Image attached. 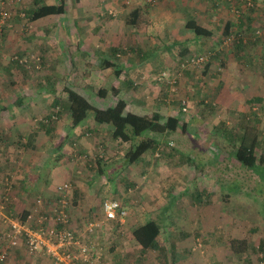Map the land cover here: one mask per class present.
Segmentation results:
<instances>
[{
    "label": "rangeland",
    "instance_id": "obj_1",
    "mask_svg": "<svg viewBox=\"0 0 264 264\" xmlns=\"http://www.w3.org/2000/svg\"><path fill=\"white\" fill-rule=\"evenodd\" d=\"M40 1L56 4L59 0ZM66 1L65 14L32 21L29 12L33 0H0V12H9L3 21L0 17V145L5 142L0 155L6 156L7 169L0 165V191L7 182L12 191L25 198V209H11V216L24 215L37 197L50 208L58 196L49 189L51 183H43L49 177L48 168L58 167L61 175L67 168L76 176L61 179L71 186L67 196L69 227L73 230L80 232L84 223L100 217L102 201L107 198L119 199L127 209L122 228L107 227L89 237L101 247V264H170L175 257L184 263L196 256L198 243H208L194 238V244L187 245L192 242L194 230L202 225L197 213H182L192 208L199 212L204 208L217 212L223 209L226 214L221 220L230 218L241 236L232 238L229 244L243 254L248 249L245 259L249 264H264V181L230 155L234 145L228 134L232 127L240 133L244 130L240 125L243 113L233 104L244 105L250 94L264 90V60L260 61L258 73L256 69L246 72L247 69L234 68L220 78L221 74L209 73L206 66L210 60L219 64L227 50L237 44L235 39L225 43L227 35L220 37L219 25L213 27L214 39L188 42L184 49L174 36L176 29L181 32L186 25L195 23L191 2L202 1L204 12L217 20L228 8L224 0H215L217 7L209 4L211 0ZM220 3L225 6L220 7ZM133 11L135 17L131 15ZM164 15L173 19L171 27L168 25L169 43L163 39ZM186 33L191 36L193 31ZM214 41L216 51L221 52L219 61L213 57ZM198 56L205 57L202 65L188 66L186 61ZM181 64L198 70L193 76L187 74L197 82L198 89L192 96L187 91L192 94L194 88L187 90L185 86L183 90L179 85L186 76ZM242 64L246 67V63ZM115 69L119 75H114ZM245 77L252 81L249 93L241 84H235ZM221 79L231 82L229 91L236 93L229 105L221 106L217 101L222 85L215 91L214 80L222 82ZM67 87L93 107H116L148 119L158 113L162 122L175 116L180 128L166 131L156 148L147 150L138 161L126 163L124 154L131 143L113 139L110 126L93 120L92 113L79 125H71ZM260 103V116L252 121L258 157L264 156V102ZM221 121L228 130L217 128ZM86 146L93 150L86 151ZM14 174L27 179V183L16 184ZM33 175L34 185L30 183ZM150 219L160 222L164 229L158 237V249L143 252L130 234ZM208 223V228L218 226ZM214 235L217 241H223L220 234ZM36 258L39 261L35 262ZM8 261L53 264L46 257L26 253L15 254Z\"/></svg>",
    "mask_w": 264,
    "mask_h": 264
},
{
    "label": "crops",
    "instance_id": "obj_2",
    "mask_svg": "<svg viewBox=\"0 0 264 264\" xmlns=\"http://www.w3.org/2000/svg\"><path fill=\"white\" fill-rule=\"evenodd\" d=\"M185 1L186 0H183V2H185ZM214 1L215 0H211V3L209 2V4L211 6L217 7L218 2L217 1L214 2ZM244 1L245 0H224L226 5L228 6V8L224 9V11L219 14L220 18H218L217 20H215L213 18V16L210 17L208 12H206V13L204 12V8L206 6L203 4L202 1L200 3H196L193 1V2H191V4H192L193 9H195V12L193 13L195 24L204 28L206 31H208L209 35L197 36V35L192 33V35L190 36L188 33H186V30H188V31L191 30V29L187 28V25L183 31L178 32L176 29V32L174 33V36L176 38L175 42L178 43L179 45L183 46V49L185 48V46L188 45L187 44L188 42H194V43L201 42V41H204L205 38H213L214 39L213 27L215 28V27H217V25L220 26L219 27L220 31H218V33L220 32V37L222 35L228 34V33L229 34H231V33L240 34L241 38L235 40V42L237 44H235L231 50H227L228 51V52H226L227 55L225 54L223 56V58H222L223 60L219 64L212 63V60H210V62H208V65L206 66L209 69L208 70L209 73L221 74L220 78L222 77V75L225 72H227V70H231L234 68H235L234 69L235 71L247 69L246 72H250V70L254 71L256 69V73H258L260 65H261L260 61L264 60V55L262 54V47L264 45V33L259 37H256V35H255V30L257 28H261L262 23H263L264 0H257V1L252 0L254 5H253V8L251 9V11H245ZM221 2H223V1H221ZM223 5H224V3H220V7H222ZM232 6L240 8L241 15L239 17H236L232 13V11H231ZM165 7H169L166 2H165ZM211 8H213V7H211ZM212 21H215L216 24H212ZM163 23L165 25V29H164L165 35L163 36V39L167 43H169L168 32H170V29L168 28V25H170V27H171V25L173 23V19L170 17L168 18L166 15H164ZM217 41H219V39ZM216 45H217V42L214 41L212 49H214L215 51H216V47H217ZM234 49H236V50L233 53ZM178 53L179 52L177 51V54ZM212 53H213L214 58L217 56V59H218L217 61H219L221 59V52L219 50H217L216 52H212ZM231 56H233L232 59H231ZM236 58H238L240 61L237 62ZM242 63H246V67H244ZM197 71H198L197 69H194V70L193 69H185L184 72H185L186 76H182V79L179 80V85H180V87H181V85L183 86V90H185V86H186L187 90H189L190 87L195 89L194 91L191 89L193 91L192 94L189 91H187L189 96L196 94V90L198 88L196 86V83H197L196 78L188 77V75L193 76V73L197 72ZM226 80L227 79H224V80H222V82H218V81L214 80L216 82L215 85H217V89L215 87H212L213 90L216 89L215 91H217L220 84L222 85L219 88L220 93H218V95H217V98H218L217 101H218V103H220L221 106L229 105L230 103H232V99H234V95L236 94L235 92L229 91V89H230L229 86L232 84H231V82L226 83ZM256 80H257V78H256ZM235 84H237V85L241 84L240 87L244 86L245 89L248 91V93L250 92V90L253 89L251 78L245 77L244 79H241V81L239 80ZM194 85L196 86V88ZM250 98H252V99L258 98L260 100V102L263 103L264 102V90L262 92L254 93L253 95L250 94L247 98L244 99L245 104L248 103ZM16 101L18 103L20 101V98H17ZM21 101L18 104H21ZM194 102H196V101H194ZM238 103H239V104H237L238 106L236 104H233V107H236L237 110H240L243 113L249 111L247 105H245V104L243 105L240 102H238ZM258 105H261V103ZM256 112L258 113V116H260L259 108H258V110H256ZM21 119L22 118H20V120ZM32 136H33V134H32ZM257 144H258V142H257ZM4 145H5V142L2 141V145H0V152L1 153L4 150V147H5ZM89 146H86L88 148V150H86V151L91 152L93 150V148L89 147ZM4 163L6 164V156L0 155V165H2V167H5ZM2 167L0 166V169H2ZM48 169H49V177L51 179L49 177H47L46 179L43 180V183L46 186H48L51 183L49 185V189H51V191H53V193H56L55 187L62 183L63 180H61V179H64V178L73 179L76 177L74 174L69 173L67 168H64V172L62 175L60 174L58 167H53V168H48ZM5 170H7L6 167H5ZM14 170H17V169L14 168ZM66 172H67V174H66ZM73 176H75V177H73ZM12 178L15 180L16 184L21 183L24 185L27 183V179L22 180V178H20V175H18V174H14V176H12ZM258 179L263 181L262 178H258ZM34 180H35V176L33 175V176H31V181H30V183L33 185H34V182H33ZM36 182H37V180H36ZM24 188H26V187L24 186ZM79 189H80V187H79ZM28 191H30V189ZM21 192L23 193V190ZM83 195L85 196L86 194L83 193ZM13 196L14 197L12 199V203H10V205H12V210L20 211L21 209H25L24 203L22 202V200L25 199L24 196L21 193L18 195H14V193H13ZM182 213L187 214V215H191V216H195L197 213V217H199V216L201 217L200 223L202 225L199 224L200 227H198L197 231L194 230L195 234H192L190 236L192 242H189L187 245L192 246L194 244L193 242L195 241L196 238H200V239L202 238L203 240H206V242L208 244L204 243L202 245L199 242L198 243L199 246H197V249L199 250V252L196 254V256L194 254L193 256H191V259H187L184 263H182V259L176 260V257H175L174 260L169 261L170 264H202V263H204V264H206V263H208V264H240V263L241 264H249L248 258L245 259L248 255V249H247V251H244L246 254H243V252H239L237 250H234L233 246L231 244H229L233 240L232 238H234V237L241 238V236L239 234H237L236 229L232 227V225L230 223L231 222L230 218L229 219L225 218V219L221 220L223 217L222 215L226 214L225 212H223V209H222V212L221 211L217 212L216 210H213L210 208H207V209L204 208L202 211L199 212V210L192 208V209H186V210L182 211ZM227 215H228V217L231 216V214H228V213H227ZM207 222H209L208 224H211L212 222L217 223L218 226H216V227H218V228L217 229H216V227L208 228ZM159 224H160V222H159ZM181 225L184 226V224H181ZM219 225H221V226H219ZM162 229H164V228L161 225L159 234L162 231ZM214 232L220 234V237L221 238L223 237V241H217L218 239H217V237H215ZM186 233H188V230L186 231ZM204 233L205 234L210 233V235H205ZM208 238H210L209 241H208ZM179 252H180V254H182V251L179 250ZM22 253H25V250H24L23 244H20L15 249H12L9 251L7 261L3 264H12V262H9L8 259L14 258L15 254H22ZM34 256L35 257L38 256V257H42V258H44V257L48 258L47 256H45L43 254H37ZM36 261H39V260L36 258L35 262ZM41 262H42V260H41ZM242 262H244V263H242Z\"/></svg>",
    "mask_w": 264,
    "mask_h": 264
},
{
    "label": "built area",
    "instance_id": "obj_3",
    "mask_svg": "<svg viewBox=\"0 0 264 264\" xmlns=\"http://www.w3.org/2000/svg\"><path fill=\"white\" fill-rule=\"evenodd\" d=\"M152 2L153 0H148ZM252 0H245V8L253 7ZM232 13L239 17L241 10L231 7ZM9 16V12H0L1 21ZM264 33V15L261 28L255 30L256 37ZM241 38L240 34L231 33L224 37V42ZM264 54V45L262 47ZM204 56L192 57L186 62L188 66H199L203 63ZM184 65L181 64V68ZM164 74V73H163ZM174 82V81H173ZM71 189L69 183H62L55 187L58 196L56 202L46 206V202L37 197L33 206L26 213L19 216L9 214L8 205L16 191L5 183L0 191V264L5 263L9 251L23 244L25 253L30 256L43 254L53 264H101V247L94 238H89L96 232L106 229L109 222L115 221L123 225L128 212L122 202L115 198L102 201V214L100 217L84 223L80 232L73 230L69 225V198L67 192Z\"/></svg>",
    "mask_w": 264,
    "mask_h": 264
},
{
    "label": "trees",
    "instance_id": "obj_4",
    "mask_svg": "<svg viewBox=\"0 0 264 264\" xmlns=\"http://www.w3.org/2000/svg\"><path fill=\"white\" fill-rule=\"evenodd\" d=\"M66 3V0H59L56 4H45L40 0H33L34 6L29 12V19L33 21L49 15L65 14L67 12L66 7H68ZM134 13L135 11L131 14L133 17L136 15ZM187 28L191 29L193 34L197 36L209 35L208 31L196 25L194 22H192L191 25L188 24ZM186 68H181V71ZM119 73L120 72L115 69L114 75H119ZM65 90L67 93L66 101L68 102L70 114L69 121L71 125H79L86 119L89 113H92L93 120H96L99 123H106L110 126L113 139L131 143L130 147L124 154V159L126 163L129 164L138 161L147 150L156 148L166 131L170 132L176 130V128H180L178 118L175 116H168L166 120L162 122L158 113H154L152 117L148 119L133 113L124 112L122 109L118 110L116 107L99 109L91 106L86 99L79 95L73 88L67 87ZM100 93H102V91ZM20 101L18 103H20ZM251 101L254 102L252 103ZM259 102L260 100L258 98H250L248 103H246L249 111L245 113L241 111V115L243 113V119L241 120L242 122L240 125L244 128L242 133H240L239 129L236 130L237 132L234 131L233 127L228 130V127L223 121H221V124L217 125V128L228 130L229 136L233 138L234 146L229 153L237 163L243 168L257 174L264 181V156L261 155L258 157L256 155L255 151L258 140L257 135L254 132L255 128L252 126V121L255 120L254 118L258 117L256 110L260 108V105H258ZM202 106L205 105L203 104ZM201 116L205 115L202 113ZM123 206L125 207L124 204ZM11 209L12 205H9L10 215H12ZM25 213L26 212H24V214ZM124 224L118 225L117 222L111 221L109 222L108 227L110 229L117 226L122 228ZM159 231L160 224L156 220L150 219L145 223L136 226L132 230L130 236L134 242L139 245L140 249L145 252L147 250H156L158 248Z\"/></svg>",
    "mask_w": 264,
    "mask_h": 264
}]
</instances>
